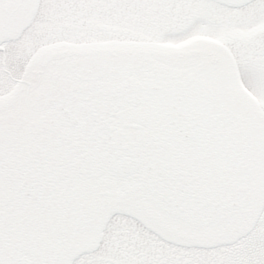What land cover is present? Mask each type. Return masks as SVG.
<instances>
[{
    "label": "snow or ice",
    "instance_id": "snow-or-ice-1",
    "mask_svg": "<svg viewBox=\"0 0 264 264\" xmlns=\"http://www.w3.org/2000/svg\"><path fill=\"white\" fill-rule=\"evenodd\" d=\"M10 31L21 46L12 50L14 75H2L23 74L16 102L34 77H47L53 122L81 135L128 120L142 140L159 125L190 143L205 129L221 136L241 123L264 130V104L249 95L264 98V0H0V40ZM50 41L62 43L45 47ZM9 103L0 101V114ZM7 139L0 115V177ZM226 211L239 216L242 230L209 246L244 240L246 264H264L260 190L206 214ZM88 252H75L71 264Z\"/></svg>",
    "mask_w": 264,
    "mask_h": 264
},
{
    "label": "flooded vegetation",
    "instance_id": "flooded-vegetation-1",
    "mask_svg": "<svg viewBox=\"0 0 264 264\" xmlns=\"http://www.w3.org/2000/svg\"><path fill=\"white\" fill-rule=\"evenodd\" d=\"M5 71L14 75L1 49L0 73ZM22 79L23 75L0 78V101H11L0 114L8 126L7 168L0 177V264H71L73 254L83 249L89 252L76 264H150L153 259L155 264H197L193 252L167 254L164 259L161 251L148 245L147 231L136 226V218L146 224L148 201L186 223L241 222L227 211L215 218L206 213L259 188L244 175L253 156L264 161V149L261 155L247 123L223 136L205 129L197 143L164 125L149 129L148 138L142 140L132 120L81 135L71 124L53 122L47 77H34L17 103ZM139 143L156 150L158 159L170 168L192 176L205 189L202 201L181 197L176 205L171 199H157L135 175L99 171L96 154L101 149L110 148L113 161L115 146ZM101 221L112 230L99 240ZM245 248L242 240L221 249L218 264H243Z\"/></svg>",
    "mask_w": 264,
    "mask_h": 264
},
{
    "label": "rangeland",
    "instance_id": "rangeland-1",
    "mask_svg": "<svg viewBox=\"0 0 264 264\" xmlns=\"http://www.w3.org/2000/svg\"><path fill=\"white\" fill-rule=\"evenodd\" d=\"M11 20L12 14H10V28L12 27ZM9 36L10 38L7 40H0V54L1 49H3L7 55L8 68L11 69L12 67H14L12 61L15 60V57L18 54L13 52L12 50L18 49L21 45L20 42L15 41L14 35L11 33V31L9 32ZM60 43L62 42L50 41L47 45H45V47H55ZM73 43L75 44L76 42ZM27 65L28 62H25V69ZM1 77L5 78L2 73H0V78ZM245 91L248 90L245 89ZM249 95L252 96V98L258 103L264 104V98L258 97L255 95V93L252 92H249ZM250 133L254 138L256 137V141L262 155V149H264V130H261L259 133L250 130ZM253 158L254 160H251L248 163L247 168H245L244 175L247 176L250 183L254 182L255 185V182H257V185L259 186L258 189L260 190L261 195L264 196V161L263 158H256V156H253ZM147 213L148 217L146 220V224L141 223V221L136 218V226L139 229L140 227H142L143 232L147 231L148 245L153 247L154 250L161 251V255L164 259L167 254H170L172 256H179L183 251H190L195 254L197 264H218V261L221 259V257H219L221 256V249H227L228 246L234 244V242L242 241L234 240L232 243H220L218 247L209 246L217 244L218 242L232 240L237 232L242 230V222H230L229 225L226 222H216V220L201 221L202 225L186 223L181 221L180 219L165 214L159 208L154 206L151 201H148L147 203ZM100 223L102 224L99 226V240H102L108 235L107 231L111 229L109 228L111 227V225H108V222L106 223V221H101ZM111 230L110 232L112 233ZM261 230L264 231V226H262ZM155 232L161 233L164 237L167 238L168 241H182L187 246L177 247L173 244H169L166 242V240L158 238L155 235ZM183 255L187 256L188 254L184 253ZM244 255L245 256L243 264H246V248L244 250ZM150 264H155L154 259Z\"/></svg>",
    "mask_w": 264,
    "mask_h": 264
},
{
    "label": "water",
    "instance_id": "water-1",
    "mask_svg": "<svg viewBox=\"0 0 264 264\" xmlns=\"http://www.w3.org/2000/svg\"><path fill=\"white\" fill-rule=\"evenodd\" d=\"M110 148L101 149L99 154V171L112 173L128 172L126 175H135L157 199L167 201L171 199L179 204L181 197L201 202L205 189L194 181L192 176L181 173L175 168H170L158 159V152L145 144L131 147L115 146L114 157ZM91 162L90 156H86Z\"/></svg>",
    "mask_w": 264,
    "mask_h": 264
}]
</instances>
